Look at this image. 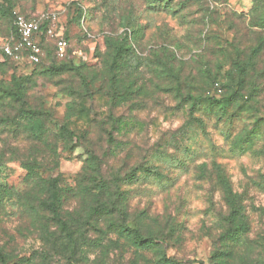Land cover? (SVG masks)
Here are the masks:
<instances>
[{"label": "rangeland", "instance_id": "rangeland-1", "mask_svg": "<svg viewBox=\"0 0 264 264\" xmlns=\"http://www.w3.org/2000/svg\"><path fill=\"white\" fill-rule=\"evenodd\" d=\"M16 14L0 264H264V1L0 0V45Z\"/></svg>", "mask_w": 264, "mask_h": 264}, {"label": "built area", "instance_id": "built-area-1", "mask_svg": "<svg viewBox=\"0 0 264 264\" xmlns=\"http://www.w3.org/2000/svg\"><path fill=\"white\" fill-rule=\"evenodd\" d=\"M14 27L17 39L1 44L3 55L14 60H24L30 64L37 65L41 62L43 49L40 38L43 33L42 26L35 20H30L16 14ZM68 42L62 35H57L55 52L59 59L67 56Z\"/></svg>", "mask_w": 264, "mask_h": 264}, {"label": "trees", "instance_id": "trees-1", "mask_svg": "<svg viewBox=\"0 0 264 264\" xmlns=\"http://www.w3.org/2000/svg\"><path fill=\"white\" fill-rule=\"evenodd\" d=\"M263 1H264V0H259V2H263ZM260 24L264 27V16H263V19H261ZM258 26H259V25H258ZM42 31H43V28H42ZM43 34H44V33H42L41 37L43 36ZM40 43H41V38H40ZM41 47H42V43H41ZM55 55H56V52H55ZM56 56H57V55H56ZM41 61H42V58H41ZM252 61L254 62V58H252ZM40 63H41V62H40ZM40 63H39V64H40ZM37 65H38V64H37ZM213 100H215V99L213 98ZM218 102H219V101H218ZM62 131H63L64 134H66L67 136H70V137L74 136L73 133H72L69 129H67L66 127H63V128H62ZM249 134H250V133H249ZM251 134H253V132H251ZM50 209H51V211H52L53 216H54L57 220L60 219V215H59L58 207H57L56 205L52 204V205H50ZM136 237L140 239V236L136 235ZM153 241L155 242L154 245H157V241H156V239H154Z\"/></svg>", "mask_w": 264, "mask_h": 264}]
</instances>
